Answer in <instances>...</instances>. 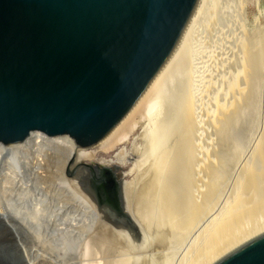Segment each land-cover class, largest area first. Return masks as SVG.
Returning a JSON list of instances; mask_svg holds the SVG:
<instances>
[{
    "label": "water",
    "instance_id": "obj_1",
    "mask_svg": "<svg viewBox=\"0 0 264 264\" xmlns=\"http://www.w3.org/2000/svg\"><path fill=\"white\" fill-rule=\"evenodd\" d=\"M204 1L0 0V144L41 132L80 152L109 145L166 77ZM120 172L90 180L100 206L142 237ZM205 264H264V231Z\"/></svg>",
    "mask_w": 264,
    "mask_h": 264
},
{
    "label": "bare ground",
    "instance_id": "obj_2",
    "mask_svg": "<svg viewBox=\"0 0 264 264\" xmlns=\"http://www.w3.org/2000/svg\"><path fill=\"white\" fill-rule=\"evenodd\" d=\"M209 2L210 0L204 1L166 77L151 94L139 113L109 145L96 152H80L71 140L49 137L41 132L32 133L24 143L18 145L5 146L0 144V211L25 228L34 250L42 254L43 259H39L41 260L38 261L39 264H67L69 258H72L76 253L79 245L97 229L100 231L98 234L106 236L108 226L99 225L101 215L99 216L97 207L87 194L85 195L80 191L78 186L89 187L91 173L100 175L103 169H107L115 175L117 170L122 171V168L129 164L137 170L144 162L150 163L149 159H153L155 156L159 157H156L157 161L150 169L151 178L146 192L141 197L143 206L136 215L138 218L133 215L135 222L140 224L138 226L142 227L147 236H150L151 231H153L148 222L151 220L149 216L151 213L148 214L147 208L152 207L161 214L158 219L156 218L158 228L162 229L170 225L185 235L196 229L202 218L211 209H214L215 204H218L216 200L220 195L224 178V174L221 172V160L225 161V159L220 158V154L227 148V138L230 134L227 131L228 125L225 123H229L230 117H233L236 111L240 112L238 109L251 93L248 92V84L251 83L250 81L254 79L253 77L261 68L264 59V41L261 42L262 44H257L258 42L255 41L257 43H253V45L261 46L245 50L246 80H244V84H236L239 86L234 87L231 91L236 101L231 104H224L219 109L214 107L217 109L214 115H218V117L213 116V113H211L212 115L208 113L213 119L217 118L218 126L216 127L215 124V127L221 131L222 135L220 138L222 145L218 146L221 147L218 156H215L217 151H214L218 149L217 146L212 149L213 154L210 153L211 156L213 155L212 158L209 156V152L208 154L206 152V155L203 153L202 141L198 134L197 112L194 110L195 103L184 111L180 124L178 121L179 128L175 129L173 133L175 139L173 137L172 144L165 146V149V142L161 143L164 139L160 140V138L161 131L166 128L164 124H167V120L161 125L158 124L160 121L158 117L161 116H159L157 109L160 89L184 55L185 50L188 49L197 22L202 17ZM238 79L236 80L237 83ZM212 110L214 109L212 108ZM208 114L207 117H209ZM231 125L229 124V126ZM138 131L140 132L138 133ZM220 139L218 140L221 142ZM162 144L163 151L157 155L155 151ZM260 146L257 155L262 165L261 169L257 171L254 167L255 169L248 168L243 171L244 183L241 185L242 190L241 188L239 190L242 193L237 194L232 204L218 219L210 217L212 219L210 221L208 218L210 223L208 224L207 220L208 225L205 229L203 228L202 233L200 232L201 235L198 234L200 236L193 251H191L192 255L191 257L188 256L189 264H205L226 249L264 231V141ZM230 156H234V154H230ZM230 161L227 163L229 164ZM86 162H95L93 165L94 172L88 168L89 165ZM122 173L127 174V172ZM116 176L118 177V174ZM255 197L258 198L257 203H255ZM151 202L158 205L151 204ZM248 202L249 207L245 208ZM229 203L231 202L229 201ZM261 213L263 214L262 220L259 219L258 223L251 224L250 222L249 224L248 221L251 220V217L261 215ZM152 221L154 224V219ZM160 232L162 235L159 233L157 237L160 241H164L167 238L166 234L163 231ZM98 239L102 240L101 237ZM31 252L33 253V251Z\"/></svg>",
    "mask_w": 264,
    "mask_h": 264
},
{
    "label": "rangeland",
    "instance_id": "obj_3",
    "mask_svg": "<svg viewBox=\"0 0 264 264\" xmlns=\"http://www.w3.org/2000/svg\"><path fill=\"white\" fill-rule=\"evenodd\" d=\"M208 5L197 22V27L188 49L185 50L175 69L172 70L173 72L164 81L163 88L161 87L160 89L161 91L158 95L160 99L158 98L157 100L159 102L157 109L160 114L159 116H161L158 117V120L161 121L158 124L160 123L161 125V123L163 124L167 120V124L165 123L164 126L168 127V129L166 130L165 128L161 131L160 138V140L164 139L161 143L165 142V149V146L171 145V141L175 139L173 133L175 129L179 128L180 119L183 118L181 116H184V111L195 103L194 110L197 112L198 134L202 141V150L205 155L206 152L207 154L209 152V156L212 158L213 155L211 156L210 153L213 154L214 151H217L215 156H218L219 149H221L218 146L222 145V140L220 139L222 135L221 131L216 128L218 126L217 118L215 117L214 120L211 113H213V116L218 117V115H214L217 109L224 104L234 103L236 98L232 95L231 91L246 80L247 60H245V50L261 46L253 45V43L256 44L258 42L257 44H262L261 42L264 41V0H210ZM262 61L261 68H259L258 73L253 77L256 80L252 79L250 81L251 85L248 84V92H251L248 95L249 97L246 98L243 105L238 109L240 112L236 111L233 117H230L229 123H225V125H228V127L226 126L228 134L230 133L226 144L229 149H224L222 154H220V158L225 159V161L221 160V172L224 174V178L220 195L216 200L218 204H215L213 207L216 209H211L202 218L203 222L200 221L196 229L182 235L183 233H180L178 229L170 225H167L168 227L162 226L164 227L162 229L158 228L156 226V218L158 219L161 214L149 206L150 208H147L149 210L147 212L148 214L151 213L149 215L151 220L148 222L151 225L150 229L153 231H151L152 234L150 236H147L142 227L139 226L143 234L142 237H139L136 226L133 223L130 224L123 218L117 220L116 217L114 219L109 214L107 208L102 205L100 206L104 202L101 191L99 189L96 190L97 187L93 186L90 180L89 187L78 185L80 187L78 188L91 198V201L97 207V212L99 211V216H102L99 219L104 221L101 222L99 220V225L108 226L107 230L109 232L106 230V236L104 237L98 234L100 232L98 229H95L96 231L88 237L89 239L86 238L79 245L76 253L72 258H69L70 260L67 261V264H189V257L192 255L191 251H193L195 243L201 235L200 232L202 233L203 228L205 229L212 219H218L226 208L232 204L237 194L242 193L239 190L244 183L243 171L254 167L259 171L262 167L257 155V151H259L260 145L264 141V84H262L264 83V59ZM235 77L237 79L240 77L238 83ZM249 100L250 102H248ZM207 114L209 117H207ZM229 124L234 125L229 126ZM236 126L238 127L236 128ZM215 131L217 132L215 133ZM215 138L220 139L221 142ZM158 147L159 149L155 151L157 155L163 151V144ZM215 147L218 149L216 150ZM212 149L215 150L213 151ZM230 154H234V156H230ZM156 157L158 156L149 159L150 163L144 162L141 164L137 170L131 164L125 165L118 176L120 179L122 177L121 173L127 172L124 177L123 199L125 209L131 215L134 222L136 220L133 215L136 216L139 209L143 206L141 197L146 192L151 178L150 169L156 163ZM229 161L230 163L228 164L227 162ZM223 163H227L226 165L228 166ZM86 164L93 166L95 162H86ZM222 164L225 166L223 167ZM254 199L251 201L252 203ZM257 202L258 198L255 200V203ZM151 204L158 205L155 202H151ZM248 207L249 202L245 205V208ZM0 213V264H39L40 262L38 261H41L39 259H43L42 254L34 250L31 239L28 238L30 236L25 228L11 218H8L3 212L0 211ZM259 214L251 217V220L248 221L249 224L250 222L251 224L258 223L259 219L262 220L263 214ZM210 217L213 218L211 219ZM152 218L154 219V224ZM136 224L140 225L138 222ZM160 231L166 234L167 238L164 241H160L159 237H157L159 233L162 235ZM196 233L197 235H194ZM100 237L102 240L98 239ZM115 243L118 244L116 245ZM31 251L35 255L37 254L36 257Z\"/></svg>",
    "mask_w": 264,
    "mask_h": 264
}]
</instances>
